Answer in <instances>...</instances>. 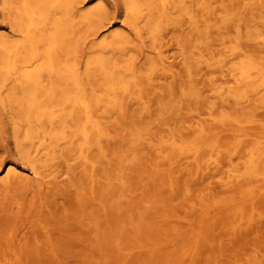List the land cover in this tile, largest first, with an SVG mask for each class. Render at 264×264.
<instances>
[{"label": "rangeland", "instance_id": "obj_1", "mask_svg": "<svg viewBox=\"0 0 264 264\" xmlns=\"http://www.w3.org/2000/svg\"><path fill=\"white\" fill-rule=\"evenodd\" d=\"M16 2L0 0V42L19 39L6 8ZM211 7L215 13L209 19L195 11L199 30L183 20L153 42L143 25L141 34L136 32L125 0H81L76 22L96 16L76 29L81 73L101 39L117 36L134 47L138 69L157 63L151 77L142 78L143 100L125 102V121L143 133L132 145V136L117 130L120 150L131 149L122 164L113 162L110 151L114 180L102 189L99 176L94 183L64 157L51 167L34 168L23 155L27 149L20 144L13 109L0 99V264H264V175L254 189L261 203L239 224L232 217L239 189L226 183L234 181L229 170L241 161L225 173L195 170L179 160L169 164L168 151L160 149L167 136L186 133L197 121L222 130L209 109L220 115L230 85L221 70L239 63L230 56L232 49L264 59V0H213ZM188 85L195 86L192 99L182 94ZM231 114L250 121L241 134L264 139V93ZM108 122L117 127L114 119ZM225 203L232 210H222ZM199 231L203 241L194 253L191 244Z\"/></svg>", "mask_w": 264, "mask_h": 264}, {"label": "bare ground", "instance_id": "obj_2", "mask_svg": "<svg viewBox=\"0 0 264 264\" xmlns=\"http://www.w3.org/2000/svg\"><path fill=\"white\" fill-rule=\"evenodd\" d=\"M125 1L136 32L141 34L143 25L153 42L162 30H176L183 20L199 30L195 11L205 19L215 13L211 7L213 0ZM78 4L81 0H17L7 5L19 39L0 42V99L13 109L20 144L27 149L23 155L34 168L42 163L41 168L51 167L56 158L64 157L77 168H83L94 183L99 176L104 189L107 180L109 183L114 180L109 176L112 175L109 153L114 155L113 162L121 163L131 149L120 150L123 138L117 136V130L130 134L132 145L143 133L125 121V102L143 100L142 78L151 77L157 63L153 61L138 69L134 47L117 36L114 40L101 39L96 46L98 52L89 57L86 70L81 73L76 29L84 28L96 16L87 15L77 23L74 11ZM230 56L239 63L221 70L225 77H230L226 79L230 85L224 91L220 115L209 109L212 121L222 124V130L216 132L213 126L208 128L197 121L186 133L167 136L160 149L168 151L169 164L179 160L195 170L211 167L223 173L225 168L241 161L240 167L229 170L234 181L226 183L239 189L232 217L240 224L248 211L261 203L259 198L256 203L254 189L264 175V139L255 134H241L240 128L250 121L231 114V109L248 105L264 93V59L243 55L238 48L232 49ZM213 60V56L206 60L209 67L214 65ZM219 80L214 79L213 83ZM182 94L184 98H194L195 86L188 85ZM109 119H114L117 127L111 126ZM226 138L232 141L228 143ZM228 204L231 203H225L221 209L232 210ZM194 236L191 248L196 253L204 234L199 231ZM169 263L174 264L170 260Z\"/></svg>", "mask_w": 264, "mask_h": 264}]
</instances>
